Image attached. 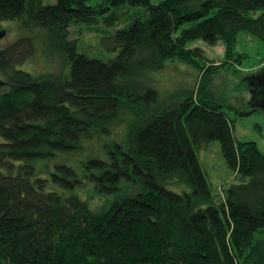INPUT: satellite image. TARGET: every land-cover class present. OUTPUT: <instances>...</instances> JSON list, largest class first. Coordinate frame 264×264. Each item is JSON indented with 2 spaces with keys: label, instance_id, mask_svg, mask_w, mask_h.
<instances>
[{
  "label": "trees",
  "instance_id": "trees-1",
  "mask_svg": "<svg viewBox=\"0 0 264 264\" xmlns=\"http://www.w3.org/2000/svg\"><path fill=\"white\" fill-rule=\"evenodd\" d=\"M0 20L35 30L0 48V264H264V154L235 139L234 119L205 91L217 67L187 47L221 42L234 64L244 57L231 59L240 31L264 42V0H0ZM99 20L117 49L107 61L78 53L68 38L70 25ZM40 38L64 58L67 75L18 68L34 59ZM167 60L200 68L201 77L159 108L143 77ZM126 117L109 160L86 164L87 183L64 164L38 171L37 160L110 135ZM212 140L238 179L221 195L196 155ZM83 187L92 188L86 198Z\"/></svg>",
  "mask_w": 264,
  "mask_h": 264
},
{
  "label": "rangeland",
  "instance_id": "rangeland-1",
  "mask_svg": "<svg viewBox=\"0 0 264 264\" xmlns=\"http://www.w3.org/2000/svg\"><path fill=\"white\" fill-rule=\"evenodd\" d=\"M88 4H97L100 0H86ZM158 2L159 0H151ZM55 0H45L51 4ZM137 8H129L130 12H136ZM123 23V22H122ZM122 25V24H120ZM111 29V30H110ZM35 33V30L21 28L15 20H0V48L13 42L19 37ZM112 33V28L105 26L101 20L87 26L85 24H72L69 26V39L75 40L76 50L90 58L100 61L112 59L117 49L105 39ZM36 50L32 61L27 60L18 68L37 75L41 72H52L58 75H67L66 61L55 50L45 43L43 39L35 42ZM187 47H198L203 50V59L200 64L204 67L211 65L217 67V73L212 77L210 84L205 86V91L211 94L213 100L222 105L227 115L234 119L233 135L238 141L255 142L259 150L264 154V111L258 108L256 111L245 116H237L236 111H248L256 106L253 103L257 85L251 84L250 79L264 66V42L247 31H240L236 37L232 58L244 57L229 63L225 57V46L221 42L209 44L201 39L187 43ZM199 69V70H198ZM148 76V77H147ZM143 77L153 86L159 94V108L169 107L177 102L190 91L196 90L200 83V68H193L178 60H167L163 67ZM128 117L118 122L111 129V134H100L94 139L85 140L82 147L72 152H56L53 156L40 159L35 162L39 172L48 176L46 170L53 171L55 165L64 164L71 167L83 181L84 174L89 172L86 164L92 158L109 160L106 150L112 141L123 140ZM0 137V142H2ZM196 155L203 170L209 189L213 195H221L231 184L237 183L238 179L226 166L221 155L220 144L217 140L209 141L204 147L196 150ZM85 182V181H83ZM87 183V182H85ZM92 187V186H91ZM83 187L84 192L79 193L81 198H86L92 188Z\"/></svg>",
  "mask_w": 264,
  "mask_h": 264
},
{
  "label": "water",
  "instance_id": "water-1",
  "mask_svg": "<svg viewBox=\"0 0 264 264\" xmlns=\"http://www.w3.org/2000/svg\"><path fill=\"white\" fill-rule=\"evenodd\" d=\"M250 82L251 84L254 83L258 86L255 92V96L253 97V103H255L256 106H253L252 109L260 108L264 111V66L260 68V71L254 74V76L250 79ZM4 84L5 82L0 79V87Z\"/></svg>",
  "mask_w": 264,
  "mask_h": 264
}]
</instances>
